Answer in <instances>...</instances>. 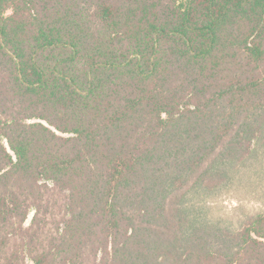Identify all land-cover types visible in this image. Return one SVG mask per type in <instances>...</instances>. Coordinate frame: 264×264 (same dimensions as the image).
<instances>
[{"label":"trees","instance_id":"1","mask_svg":"<svg viewBox=\"0 0 264 264\" xmlns=\"http://www.w3.org/2000/svg\"><path fill=\"white\" fill-rule=\"evenodd\" d=\"M0 264H264V0H0Z\"/></svg>","mask_w":264,"mask_h":264},{"label":"rangeland","instance_id":"2","mask_svg":"<svg viewBox=\"0 0 264 264\" xmlns=\"http://www.w3.org/2000/svg\"><path fill=\"white\" fill-rule=\"evenodd\" d=\"M238 204L239 203H237L236 201L227 198L221 202L220 207H222L223 211H228V210H232L233 208L238 206ZM242 206L244 207V209L251 210V211L257 210L260 208V204H259V202L257 203L256 200L243 201Z\"/></svg>","mask_w":264,"mask_h":264}]
</instances>
